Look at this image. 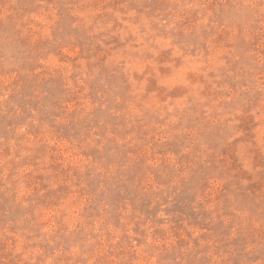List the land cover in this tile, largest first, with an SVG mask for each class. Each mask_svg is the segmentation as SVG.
Listing matches in <instances>:
<instances>
[{
	"label": "rangeland",
	"instance_id": "obj_1",
	"mask_svg": "<svg viewBox=\"0 0 264 264\" xmlns=\"http://www.w3.org/2000/svg\"><path fill=\"white\" fill-rule=\"evenodd\" d=\"M0 264H264V0H0Z\"/></svg>",
	"mask_w": 264,
	"mask_h": 264
}]
</instances>
